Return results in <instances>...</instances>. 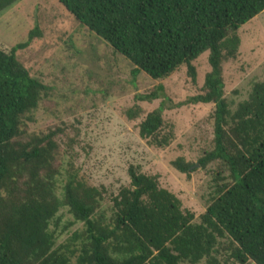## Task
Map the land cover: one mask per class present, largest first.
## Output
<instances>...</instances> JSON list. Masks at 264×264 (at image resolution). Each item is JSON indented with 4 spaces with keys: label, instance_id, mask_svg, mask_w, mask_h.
<instances>
[{
    "label": "trees",
    "instance_id": "trees-1",
    "mask_svg": "<svg viewBox=\"0 0 264 264\" xmlns=\"http://www.w3.org/2000/svg\"><path fill=\"white\" fill-rule=\"evenodd\" d=\"M18 1L0 0V13ZM58 2L131 63L133 83L141 72L157 81L186 66L195 84L193 63L208 52L202 93L173 104L157 85L135 95L124 115L136 121L144 115L139 103L161 99L139 123L138 134L166 148L172 141L171 132L162 134L166 109L212 104L213 147L195 165L216 164V197L196 219L159 187L158 177L130 166L129 186L112 199L110 218L97 212L103 192L86 186L71 166H55L54 139L61 130L27 133L48 89L15 54L39 37L35 27L25 43L0 51V264H221L222 254L224 264H264V81L255 82L248 99L230 111L222 74L223 63L237 57L239 28L264 13V0ZM195 165L183 158L171 163L184 175ZM63 207L73 217L68 225L82 223L83 229L56 246L51 227H58Z\"/></svg>",
    "mask_w": 264,
    "mask_h": 264
},
{
    "label": "rangeland",
    "instance_id": "rangeland-1",
    "mask_svg": "<svg viewBox=\"0 0 264 264\" xmlns=\"http://www.w3.org/2000/svg\"><path fill=\"white\" fill-rule=\"evenodd\" d=\"M35 27L39 37L15 55L30 76L48 89L31 114L27 133L61 130L54 139L59 145L55 166L63 170L71 166L86 186L103 192L97 212L106 218L112 214V199L129 186L130 166L158 177L159 187L178 198L183 210L199 218L216 197V164L206 169L193 168L189 175H184L171 163L183 158L195 165L212 149L214 106L186 104L166 109L162 114V134L172 133L166 148H157L138 134L139 123L159 106L161 99L139 103L144 115L136 121H129L124 112L134 104L135 95L147 93L157 85L163 86L173 104L202 93L204 77L210 71L208 52L193 63L195 84L187 76L186 66L157 81L141 72L133 83L131 63L85 29L58 0H19L1 12L0 51L8 52L25 43ZM239 35L236 59L222 65L224 98L230 111L248 99L255 82L264 81V13L242 25ZM57 216L58 227L52 226L51 230L55 245L59 246L74 232L81 231L83 224L69 226L73 217L65 207ZM66 226L69 228L63 231ZM225 259V254L219 257L221 264Z\"/></svg>",
    "mask_w": 264,
    "mask_h": 264
},
{
    "label": "water",
    "instance_id": "water-1",
    "mask_svg": "<svg viewBox=\"0 0 264 264\" xmlns=\"http://www.w3.org/2000/svg\"><path fill=\"white\" fill-rule=\"evenodd\" d=\"M194 167H198L197 165H195Z\"/></svg>",
    "mask_w": 264,
    "mask_h": 264
}]
</instances>
